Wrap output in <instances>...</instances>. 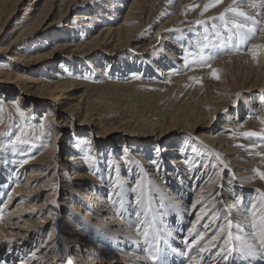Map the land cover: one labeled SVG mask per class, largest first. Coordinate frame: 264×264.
<instances>
[{
  "label": "bare ground",
  "instance_id": "6f19581e",
  "mask_svg": "<svg viewBox=\"0 0 264 264\" xmlns=\"http://www.w3.org/2000/svg\"><path fill=\"white\" fill-rule=\"evenodd\" d=\"M31 1L18 18L24 0H0V37L18 19L0 54L13 52L10 60L20 63L0 64V115L5 119L0 127V264H153L154 254L156 264H264L260 252L240 255L241 241L225 243L231 232L258 247L264 220V180L258 175L264 172V30L242 38L213 19L232 0L207 11L212 0ZM237 3L249 14L264 13V0ZM63 6L61 20L75 15L66 32L55 36L59 45L36 56L16 49L40 30L59 28L52 20ZM193 8L197 10L187 20ZM67 49L74 56L96 50L132 53L122 57V72L127 73L118 74L125 84L111 81L118 78L109 72L108 55L98 68L90 65L92 82L103 83L98 86L63 76L68 71L62 69L32 78L27 73L33 70L21 65L35 66ZM201 49L214 58L201 59ZM133 59L146 75L130 68ZM118 85L182 87L190 98L181 116L141 122L145 129L111 148L109 139L122 127L93 124L97 135L82 133L93 130L82 128L99 121L90 109V91ZM24 98L40 101L42 108ZM245 98L246 104L236 108ZM12 103L26 107L21 120L35 128L30 143L16 134ZM35 109H45L42 119H35ZM72 120L81 124L71 133ZM40 123L51 131L49 142L37 139ZM251 132L258 135H247ZM64 139L71 144L63 145ZM133 139L139 145L132 149L128 140ZM91 152L94 159L88 161ZM229 246L234 251L225 260ZM202 247L206 250L200 252Z\"/></svg>",
  "mask_w": 264,
  "mask_h": 264
},
{
  "label": "rangeland",
  "instance_id": "374dc122",
  "mask_svg": "<svg viewBox=\"0 0 264 264\" xmlns=\"http://www.w3.org/2000/svg\"><path fill=\"white\" fill-rule=\"evenodd\" d=\"M202 2L203 1L200 0L199 3H197V4H200ZM31 3H32L31 0H24L23 4H21V6L19 7L20 11L27 8ZM129 3L123 8V12L120 15L121 17H124L126 15V13L128 12V8L130 5ZM196 10L197 9H194L193 11H191L186 16L187 20L194 15ZM22 14H23L22 11L19 12L18 18L22 17ZM63 14H64V6L53 16L52 21H55L56 25L59 28L48 29V31L40 30L39 32H37L36 34L31 36L30 38L26 39L25 41L20 42L17 45L16 49L22 51L23 53L29 52V55H31V56H36V55H38V53H48L51 50H53L55 46L59 45V40H57V38L55 36L58 34H62V33L66 32V29L70 27V22L72 20V17L75 15V12L64 16V19L61 20V15H63ZM66 19H69L68 23L62 22ZM16 20H18V19H15V21L10 23L8 25V27L5 29L4 33H2V36L0 37V47H2L5 44H8V42H10L12 35H10L9 33L13 30V26H14L13 24L16 23ZM173 38L174 37H172L171 39H173ZM228 38L229 37H227V40H228ZM169 41L171 42L173 40H169ZM230 41H232V39H230ZM230 41L228 40L227 43L230 44L229 43ZM171 48L173 49V47H171ZM164 50H166L167 53L170 55L171 51H168V50H170L169 48L167 49L166 47H164ZM70 51H71V49H67V51L61 53L59 56L53 57L51 59H47L46 61H42L35 66H33V65L28 66V65H24L22 63H21V65L28 70H33V72H34L33 74H29V72L27 73V75H29V77H32V78H36V77L40 78V77H43L44 74L48 75L49 72L55 73L58 69H62V70L68 71V73L63 74V76L68 75L67 77H71L72 79H76V80L78 79L79 81H86L87 80L88 83L91 84L92 86L93 85L98 86V85H101L103 83L96 84V82L94 83V80L92 82V77L90 75H92L93 70L90 67V65L94 66V68H98L99 66H101L98 64V62L101 64L100 59H102L104 57L103 55H108L109 58L106 59V62L109 61L111 63V67L109 68V72L112 73L113 77L117 76V78H118V77H120V76H118V74L123 76L127 73V70L122 72V63H121V61L123 60L122 57H124L125 55L128 56V55L132 54V53L130 54L128 52V53H124V54L119 55V51H116L113 54H106L102 50H96V51H94L93 54H86L87 53L86 51H83V53H80V52L73 53V54H79L77 56H74V55H68V52L70 53ZM115 54H117V55L115 56ZM12 57H14L13 52L9 53L7 55L6 54H3V55L0 54V64H2L3 66L5 65L4 63L7 64L8 62L11 64L12 63L13 64H20L19 62H15V61L10 60V58H12ZM137 64H139V63L137 61L135 62L133 59L132 63L130 64V68L132 65H134L137 68L136 69L138 71V72H136L137 74L143 73L144 75H146L147 72L145 73V70L138 68ZM103 66H105V69L108 70L107 63H106V65H103ZM5 67H4V69H8ZM128 71H130V70L128 69ZM76 72L84 73L85 76H87V77L86 78H80V77L76 78L74 76L75 74H73ZM151 73L156 75L157 72H156V70H152ZM89 81H91V82H89ZM111 81L113 83L115 82L116 84H122V85L125 84L124 78H122L121 80L118 78L116 81H113V80H111ZM132 84H134V83H132ZM132 84H127L126 86L132 85ZM120 86L121 85L112 86V87H105V88H101L98 90L90 91V94H89L90 103H91L90 109L92 110L95 117L99 118V121H96V123H92V125H89V123H87L82 128V129H84V128L85 129L86 128H88V129L92 128L93 129V130H88V131L86 130L82 133H86L89 135L93 133L94 135H97L98 131L95 129L96 127H94L93 124H95L98 128L106 127L108 130H112V129H115L118 127H122L120 129L122 131H120L119 134H114L115 137L109 139L111 141L108 142V143H110V145H108V146H110L111 148L122 146V143L125 142V138H127V135L129 136V135H131V133L136 134L137 131H139L140 129H145V128H142V125H141L144 122H152V121L155 122L156 121L159 123H163L164 121L169 122L170 119L175 115H177L178 117L181 116V113L183 112V110L186 109L185 104L189 102V98H190V95L185 90H183L182 87L179 89H175V88H167V87H155V88L144 87L143 88L142 86H140V87L139 86H137V87L136 86L135 87H125V86L122 87L121 86L120 87ZM16 97L17 96H15V100H16ZM246 98L239 101V104L236 106V108H238L239 106L241 107L242 105L246 104V101H247ZM26 102L34 104L33 106L35 108L36 107L42 108V106L39 104L40 101H37V103H33L31 101H28V99H27ZM12 106H13L12 107V110H13L12 118L14 120L13 123L16 126V129H15L17 132L16 134H20V136H21L20 138H24L25 142L26 141L29 142L30 139H28V138H30L31 133L35 128L32 130L30 127H28L27 123H25L23 120H21L22 118L25 117L26 107H20L14 103H12ZM44 112H45V109H35L33 116L35 117V119L37 118V120H40V119H42V115ZM3 113H5V111H2L1 114H3ZM225 114H227V112H225ZM51 115H53V114H51ZM17 119L19 120V122ZM59 120H60V118H59ZM135 120H137V121L135 122ZM4 121H5L4 116L0 115V127L2 126ZM127 121L129 123H127ZM72 122H73V126L70 127L71 129L69 131L71 133L76 129H80L79 128L80 126H78L77 124H81V122L79 120H72ZM121 122H122V124H121ZM222 122H223V120L220 121V124H216V127L220 126ZM37 123H38V121H37ZM18 124L20 126L24 127L23 131H21L22 128H20V126ZM40 124L36 125V128L39 129L37 139L40 140L41 142H43V139H44V141L46 140L47 142H49L50 138H48V136L50 135V137H51V131L47 127H45L43 125V123H40ZM100 124H102L101 125L102 127L99 126ZM28 130H29V132H28ZM131 130L134 132H130ZM125 131L129 132V134L126 133ZM11 134H12V132H11ZM16 134H14V132H13V134L11 136L16 135ZM178 135H184V134H178ZM74 139L79 140L80 138L75 136ZM69 140L67 141L66 139H64L63 145L66 146V145L71 144V143H69ZM112 140H115V141H112ZM95 141H97V140H95ZM128 141H129L128 145L132 149L137 148L139 145V143L135 142L136 140H134V141L128 140ZM87 143H89V142L87 141ZM152 147L154 148V146H152ZM110 150L111 149H108L107 151L110 152ZM93 157H94V153L90 154V156L88 155L87 156L88 161H92L94 159ZM11 186L8 187V190H7V193H5L4 199H6L8 197V194L11 193V189H12ZM191 198L192 197H190L188 199L189 203L192 202ZM192 220H193V215H191L190 218L187 219V223H185L184 233H186L188 231V228H189ZM200 232H201V229L195 233V236H196L195 238L200 236ZM177 237H180V236H177ZM139 255H141V254H139ZM185 260H188V257L185 258Z\"/></svg>",
  "mask_w": 264,
  "mask_h": 264
},
{
  "label": "snow or ice",
  "instance_id": "6c2138e0",
  "mask_svg": "<svg viewBox=\"0 0 264 264\" xmlns=\"http://www.w3.org/2000/svg\"><path fill=\"white\" fill-rule=\"evenodd\" d=\"M223 0H212V2L209 5L205 6V11H207L210 7H215L218 4H221ZM254 6V5H249ZM262 9H264V4L260 6ZM231 13L232 15L229 16L228 14ZM257 16H260L261 19H257ZM241 18V19H238ZM213 19H219L223 22V26L228 29L229 32L232 33L233 36H239L242 38H250L252 36H256L257 33L264 29L257 28V25L264 24V13L257 12L254 15L249 14L246 11H243L241 8V5L237 3V0H232V6L226 8L224 12L220 14L219 17H214ZM235 30V31H233ZM231 38V37H230ZM200 58L201 59H213L214 57L212 55L205 56L204 55V49H201L200 52ZM210 66V65H208ZM215 75V74H214ZM218 78V77H215ZM249 136H256L258 135L255 132L247 133ZM258 171V170H257ZM258 175L260 176V179L264 180V172H259ZM228 226H231V221H228ZM253 228H256L257 226L255 224L252 225ZM259 246L257 247L254 244H250L247 242L242 241L241 236L239 235H233V233H228V238L225 240V243L227 244L228 239H234L236 241H241L242 247L239 250L240 255H252L256 252H260L261 255H264V252L261 251V249H264V220L261 221V224L259 225ZM221 232L224 231V228L220 229ZM215 237H213L214 239ZM205 248H201L200 252L205 251ZM234 251V247L229 246L227 248L226 254L223 256L225 260L228 259L229 255L232 254ZM225 249L221 248L219 250V253H224ZM217 253V254H219ZM151 260L153 264H156L159 257L157 255H152ZM191 260H195L196 257H190ZM159 264H166L164 260H160Z\"/></svg>",
  "mask_w": 264,
  "mask_h": 264
}]
</instances>
